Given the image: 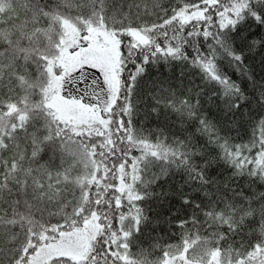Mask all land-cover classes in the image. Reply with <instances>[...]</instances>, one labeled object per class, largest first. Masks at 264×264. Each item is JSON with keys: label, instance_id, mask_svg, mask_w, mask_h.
<instances>
[{"label": "snow or ice", "instance_id": "snow-or-ice-1", "mask_svg": "<svg viewBox=\"0 0 264 264\" xmlns=\"http://www.w3.org/2000/svg\"><path fill=\"white\" fill-rule=\"evenodd\" d=\"M148 3L167 18L141 23L139 5L125 12V0H79L75 14L71 3L0 0V264H264V193L225 200L209 174L220 160L238 170L224 191L245 168L264 183V82L248 74L236 43L264 49V0H175L170 12L161 0ZM161 66L173 75L144 79ZM228 69L251 80V99ZM140 104L146 118L161 108L175 114L180 135L166 140L158 130L153 142L133 122ZM205 104L222 113L219 121L202 113ZM242 107L259 118L255 157L232 143ZM175 172L182 187L204 195L179 193L174 226L184 235L189 224H210L215 239L189 232L156 260L133 254L130 238L152 223L153 204L164 207L163 182ZM37 205H58L48 215L63 222L51 223ZM245 229L257 238L245 239Z\"/></svg>", "mask_w": 264, "mask_h": 264}, {"label": "trees", "instance_id": "trees-1", "mask_svg": "<svg viewBox=\"0 0 264 264\" xmlns=\"http://www.w3.org/2000/svg\"><path fill=\"white\" fill-rule=\"evenodd\" d=\"M51 7H55L57 4L61 6V8L66 7L69 3L72 4V13L75 14V7L79 0H45ZM147 0H125L124 11H128V4L135 3L139 5V18L141 23H151V22H162V20H158L157 17L162 16L163 18H167L163 16L162 10L157 9L155 11L152 10L150 3L147 4V8L145 7ZM192 2H196V0H192ZM161 3L165 5L169 9L171 3H175V0H161ZM133 20L137 19V9L133 7L132 9V17ZM121 18L119 16L116 17L117 23H119ZM130 39V38H127ZM251 39V38H250ZM238 47L242 49L245 53L246 59L244 61L247 66V72L249 75L254 76L257 82H264V49L257 48L254 51H249L247 47H244L239 39L236 41ZM229 75L232 76V79L237 83L241 84V86L246 90V94L251 99L253 96V85L251 80L248 79L247 76L241 75L239 72L233 74L231 69H228ZM159 73H164L166 76L171 77L173 74L167 72L165 67L161 66L158 69L156 67H152L149 70L147 76L144 77L145 80H149L152 77L158 76ZM199 83V80L197 81ZM173 87H177L176 84ZM215 87L212 88V91H216ZM39 97H35L38 99ZM181 98H183L181 96ZM149 104L152 102L149 101ZM140 112L134 117V124L137 128L142 129L145 135H148L150 139L154 142L156 138L157 131L159 130L163 136L162 138L166 140H170L172 134L180 135L181 127L179 123L178 117L173 113H165L163 108L160 109L159 116L153 113L149 117H145L144 115V105L140 104ZM254 109V103L251 105ZM202 113L207 115L210 121L216 122L219 121L222 113H219L215 107V105L208 106L207 104L201 109ZM168 116L165 119V116ZM127 120V117L124 118ZM259 118L257 117L255 120L249 119L248 109L247 107H242L240 112L236 115L237 126L239 128V136L237 132H232L231 135L233 137H237L232 141L233 144H243L246 146V150L244 155H248L250 157H255L257 152L260 151L259 146L257 144L256 147H252L253 140H259ZM36 127H40V124H37ZM188 131H194V127H189L187 124L185 125ZM29 131H32V128L29 127ZM21 148H24L25 144L23 141L20 142ZM30 151V149H29ZM215 151H213V155H215ZM132 156L140 155L139 151H133L131 153ZM118 163V161H117ZM197 163H202V161H197ZM158 169H153V171H157ZM233 171H238L231 169L229 165L225 164L223 161L217 160L209 170V174L218 180L221 183V190L219 195L223 196L225 200H231L234 195L237 193H243L248 200L245 203L250 202L258 198L260 193H264V183H261L256 177H250L248 173V168H245L244 171L235 176L231 181L228 182V191L223 190V181L226 176H231ZM217 173H222L217 176ZM182 178L183 173L175 172L172 175H169L167 181L163 182V190L169 193V199L164 202V207L159 208L153 204L152 210V223L147 227H144L141 232L136 233L133 237H131V244L129 251L133 254L140 253L143 251L145 253V257L149 260H156L162 257V250L167 249L169 246L182 245L185 236H187L190 232V239H196L199 237L200 241H204L207 239H215L213 233L217 232V229L214 226H210V224H205L203 228L193 227L189 224L188 228L184 230V235L181 234V229L174 226V217L177 215V211L180 209V203L177 199V196L180 192L186 193L190 196V198L199 201L203 197V193H195L192 191L187 185L182 187ZM156 191H160V188H157ZM210 191L215 192L216 189L213 187ZM11 199H21L20 197L13 196ZM215 199V197H213ZM208 201L205 200V203ZM240 201H237L239 203ZM258 206V205H254ZM2 207L7 211L8 218H11V209L7 204L2 205ZM37 207H43V215L45 218L50 219L51 223H62L59 215H53L49 217V212L57 213L59 211L58 205H47L41 206L37 205ZM223 204L219 205V208H222ZM171 209V211H169ZM20 211H25V208L21 205L19 208ZM70 210V209H69ZM126 210V209H125ZM191 210H189L190 213ZM159 213V216L156 215ZM34 215L36 218H40L41 213L39 211L34 210ZM179 215L183 217L185 213L183 211L179 212ZM258 219V217H257ZM200 220H204V216L200 215ZM253 227H256V224H253ZM258 236L257 233L250 232L248 229H245L244 238L255 240ZM235 241H240L241 236L234 237ZM227 246V245H225ZM238 246V245H237ZM201 249L197 248L193 255L199 257Z\"/></svg>", "mask_w": 264, "mask_h": 264}, {"label": "rangeland", "instance_id": "rangeland-1", "mask_svg": "<svg viewBox=\"0 0 264 264\" xmlns=\"http://www.w3.org/2000/svg\"><path fill=\"white\" fill-rule=\"evenodd\" d=\"M90 81H91V77L89 76V78H88V82L90 83ZM81 87H83V85H81ZM91 92H92V88L90 87V88H89V93L91 94Z\"/></svg>", "mask_w": 264, "mask_h": 264}]
</instances>
